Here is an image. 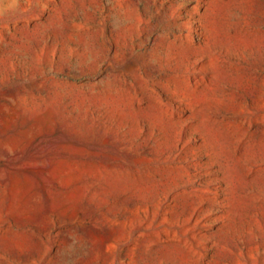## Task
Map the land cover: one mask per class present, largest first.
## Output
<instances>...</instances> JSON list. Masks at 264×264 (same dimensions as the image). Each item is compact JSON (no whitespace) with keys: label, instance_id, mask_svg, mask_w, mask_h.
Instances as JSON below:
<instances>
[{"label":"rangeland","instance_id":"1","mask_svg":"<svg viewBox=\"0 0 264 264\" xmlns=\"http://www.w3.org/2000/svg\"><path fill=\"white\" fill-rule=\"evenodd\" d=\"M0 264H264V0H0Z\"/></svg>","mask_w":264,"mask_h":264}]
</instances>
